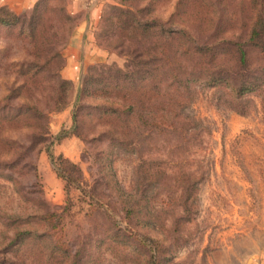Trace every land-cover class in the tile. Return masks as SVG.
Masks as SVG:
<instances>
[{
	"label": "rangeland",
	"instance_id": "obj_1",
	"mask_svg": "<svg viewBox=\"0 0 264 264\" xmlns=\"http://www.w3.org/2000/svg\"><path fill=\"white\" fill-rule=\"evenodd\" d=\"M9 11L16 27H0V264L264 256V51L246 43L264 0H107L95 32L101 55L84 62L81 50L71 77L67 47L81 16L68 0ZM40 23L53 58L36 95L12 96ZM246 79L251 89L238 90ZM27 103L49 134L12 121ZM49 152L80 168V186H67Z\"/></svg>",
	"mask_w": 264,
	"mask_h": 264
},
{
	"label": "trees",
	"instance_id": "obj_2",
	"mask_svg": "<svg viewBox=\"0 0 264 264\" xmlns=\"http://www.w3.org/2000/svg\"><path fill=\"white\" fill-rule=\"evenodd\" d=\"M17 22V17L15 14H11L9 9L6 7H0V27L3 26H12L16 27L15 23ZM44 24L40 23L39 27L36 29L35 26L32 28L31 32L29 33V42L31 43V47L34 51V59L29 65V68L27 71H23L22 69H19L18 76H21L22 81L18 85L13 86L12 91L10 92V95L12 96H20L25 95L26 99H31L34 95L38 93L37 91V83L41 82V77L39 73L44 70V67L48 65L51 62L52 56H48L46 54V51L49 50L48 48V41L45 39L43 35V29ZM22 28V27H21ZM246 43H251L254 47H258L262 51H264V13L262 11H258L251 19L250 28L247 32V40ZM228 46L230 47V50L233 51V53L236 55V62L243 63L245 62L246 58V50L243 48V44L240 42H228ZM208 51H213L214 47L212 44L204 46ZM46 54V55H45ZM44 59V60H42ZM19 64V63H17ZM16 64V65H17ZM15 66V63H13ZM60 85L67 86L68 82L66 80L60 81ZM253 83H251L249 80H244L239 83L238 90L244 91L251 89ZM65 92V87H64ZM67 94L64 93V101L61 105L58 106V108H62L64 104L66 103ZM128 108H133V105L129 106ZM24 112L19 113L20 115L15 116L12 118V121L15 123H19L20 125L23 124H30L29 126L35 127V130H33V135H36L37 137H43L46 134H49L47 132L46 127L42 129L37 130L36 128H41L40 123H36L34 121L35 118H41L43 113H41V110H39L34 104H24L21 106V109ZM30 111L31 114L30 115ZM27 112V113H26ZM23 114V117L20 118V116ZM25 115V116H24ZM43 117V116H42ZM3 121L0 120V133L3 132ZM34 122V123H33ZM1 140H3V137H0ZM52 144V142L50 143ZM48 148V147H47ZM49 157L51 158V161L55 162V160H59L63 163V165L60 167L59 175L66 180L67 186L68 184L75 182L77 184V187L80 186L79 182L81 180V170L80 168L71 163L69 160L63 158L62 156L54 157L52 153L49 152ZM76 173V175H74ZM66 186V187H67ZM138 190V188L136 189ZM133 206L135 204H131L128 207H123L125 210V213L128 215L133 209ZM59 250H63L61 247H58Z\"/></svg>",
	"mask_w": 264,
	"mask_h": 264
},
{
	"label": "crops",
	"instance_id": "obj_3",
	"mask_svg": "<svg viewBox=\"0 0 264 264\" xmlns=\"http://www.w3.org/2000/svg\"><path fill=\"white\" fill-rule=\"evenodd\" d=\"M39 0H0V7H6L14 12H21L31 8ZM107 0H68L69 10L81 18L76 26L77 30L71 37L67 47V66L65 74L74 76L81 71L79 52L84 51V62L97 58L101 53L95 41L98 21L102 16L103 6ZM249 264H264V256L255 257Z\"/></svg>",
	"mask_w": 264,
	"mask_h": 264
}]
</instances>
